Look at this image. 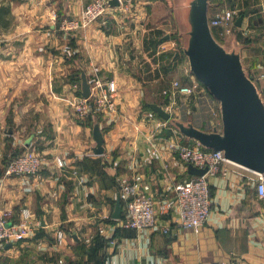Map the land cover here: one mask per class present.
<instances>
[{
  "label": "crops",
  "instance_id": "0c3cea01",
  "mask_svg": "<svg viewBox=\"0 0 264 264\" xmlns=\"http://www.w3.org/2000/svg\"><path fill=\"white\" fill-rule=\"evenodd\" d=\"M89 1L0 0V213L16 223L27 210L32 225L24 239L0 244V264L59 258L61 264H264V199L255 173L231 161L209 177L213 207L200 232L180 226L174 214L160 215L159 225L144 231L117 225L113 214L123 179L148 183L159 205L193 176L178 147L194 139L152 105L206 130L220 122L197 108L214 103L211 93L163 92L174 79L195 80L178 78L166 58L169 27L185 42L183 0H120L86 28H61L63 17L80 16ZM225 7L237 9L242 24L229 36L214 30L228 41L223 45L239 50L264 99V0H211L209 15ZM158 30L163 40L156 46ZM81 68L91 83L89 102L95 78L114 81V108L79 113ZM97 122L104 136L99 154L93 150ZM33 149L44 160L39 174L5 175L9 158ZM60 230L66 238L59 247Z\"/></svg>",
  "mask_w": 264,
  "mask_h": 264
},
{
  "label": "built area",
  "instance_id": "2783aa9c",
  "mask_svg": "<svg viewBox=\"0 0 264 264\" xmlns=\"http://www.w3.org/2000/svg\"><path fill=\"white\" fill-rule=\"evenodd\" d=\"M111 0H91L85 4L80 16L63 17L61 28L67 31H76L86 28L100 18L105 17L111 9ZM238 11L235 8H219L213 15H209L212 29L221 28L223 34L232 33L236 27ZM114 81L97 77L93 81L94 99L92 102L84 97L78 102L77 108L80 114L86 115L92 109L114 108ZM202 83L197 79L191 84H184L178 79L172 81L171 87L163 90L165 94H183L185 96L202 93ZM92 94V90H91ZM220 126V125H219ZM180 157L187 164L191 163L198 167H208V172L204 175H193L176 184L174 192L160 201L158 205L156 199L148 194L150 186L148 183H140L137 178H125L121 182L119 196L124 203L125 212L120 218H114L117 225L122 228L136 229L144 231L159 225L160 215L174 214L175 221L182 227L200 232L209 222L213 198L209 181L210 175L218 173L221 165L225 161L222 150L207 148L198 141L185 142L179 145ZM59 165H63L61 158H58ZM44 165L42 155L37 150H25L12 156L5 166V175H37ZM78 172V171H77ZM254 172V171H253ZM253 177L256 182L257 192L260 198L264 199V173L254 172ZM32 225L30 213L25 210L24 216L16 223H11L6 215L0 213V244L12 240H22L30 234ZM165 233L168 228L163 229ZM106 229L102 228L101 232ZM66 232L60 230L57 234V245L64 244ZM112 243L115 242L111 238ZM64 260L59 258L51 264H61ZM211 264H242L240 260L225 259L217 260Z\"/></svg>",
  "mask_w": 264,
  "mask_h": 264
},
{
  "label": "water",
  "instance_id": "95a60500",
  "mask_svg": "<svg viewBox=\"0 0 264 264\" xmlns=\"http://www.w3.org/2000/svg\"><path fill=\"white\" fill-rule=\"evenodd\" d=\"M181 21L186 28L184 52L189 58L192 74L220 102L221 125L206 130L192 121L172 117L159 104L152 107L172 123L187 137L198 141L207 148L222 150L227 160L254 172L264 173V99L254 76L244 67L241 53L237 48L229 49L214 35L209 21L211 0H183ZM111 5L119 4L111 0ZM241 15L236 24H242ZM81 90L84 97L91 95V83L87 73L81 68ZM95 153L104 152V136L95 123ZM192 175H204L208 167L188 164ZM123 205L117 199L113 218L122 216ZM77 239V235H73Z\"/></svg>",
  "mask_w": 264,
  "mask_h": 264
},
{
  "label": "rangeland",
  "instance_id": "374dc122",
  "mask_svg": "<svg viewBox=\"0 0 264 264\" xmlns=\"http://www.w3.org/2000/svg\"><path fill=\"white\" fill-rule=\"evenodd\" d=\"M118 2L120 3V0H118ZM121 2H122V0H121ZM112 6H114V5H112ZM174 13L176 15L175 10H174ZM174 26H175V23H174ZM171 28L172 27H169V31H167V32L165 31V33L171 35V40H172V42H170L172 44V46H170L171 48L167 51V53H168L167 57H166L167 62L168 63L171 61H172V63L174 62V66H176L178 68V75H177L178 78L180 77V75H184V76L188 75V76L192 77V79H197L191 72L189 58L186 55V53L184 52V43L182 42V40L180 38L178 39L177 36L175 37V32H174V30H170ZM174 29H175V27H174ZM231 34L232 33H230V35ZM227 36H229V33L227 34ZM215 37L221 43L223 42L222 44H226L228 46V41H226V38H224V36L219 35L218 33L215 32ZM167 46H168L167 42H162V47H167ZM164 50H166V49H164ZM161 55L162 54L160 53L158 56H161ZM183 68H184V70H183ZM202 86L204 88L202 90V93L203 92L210 93L209 89L205 85L202 84ZM196 94H198V93H196ZM77 105H78V103H77ZM210 105L212 106V108H211V106L209 107L207 104H205L203 106H202V104H200L199 106H197V108L199 110H201L202 112L208 111V113H210L211 118H214L216 121L220 122L219 125H221V111H220L219 100L215 99L214 103L210 104ZM193 110H195L194 107H192V111Z\"/></svg>",
  "mask_w": 264,
  "mask_h": 264
},
{
  "label": "trees",
  "instance_id": "16d2710c",
  "mask_svg": "<svg viewBox=\"0 0 264 264\" xmlns=\"http://www.w3.org/2000/svg\"><path fill=\"white\" fill-rule=\"evenodd\" d=\"M161 32V30H158L157 31V34H158V38H157V40L155 41V45L157 46L163 39H159V33ZM213 33H214V35H215V30L213 29ZM161 36V35H160Z\"/></svg>",
  "mask_w": 264,
  "mask_h": 264
}]
</instances>
